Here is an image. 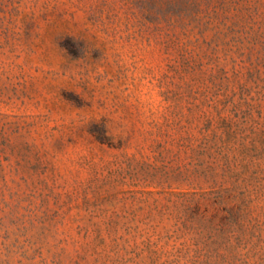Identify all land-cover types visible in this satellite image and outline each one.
I'll return each mask as SVG.
<instances>
[{
	"label": "rangeland",
	"instance_id": "1",
	"mask_svg": "<svg viewBox=\"0 0 264 264\" xmlns=\"http://www.w3.org/2000/svg\"><path fill=\"white\" fill-rule=\"evenodd\" d=\"M0 264H264V0H0Z\"/></svg>",
	"mask_w": 264,
	"mask_h": 264
}]
</instances>
